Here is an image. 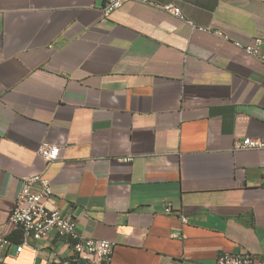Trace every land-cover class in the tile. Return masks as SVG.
<instances>
[{
    "label": "crops",
    "instance_id": "1",
    "mask_svg": "<svg viewBox=\"0 0 264 264\" xmlns=\"http://www.w3.org/2000/svg\"><path fill=\"white\" fill-rule=\"evenodd\" d=\"M151 1L185 19L138 1L103 20L104 0H0V238L40 173L80 237L116 243L111 264L264 257V149L234 148L264 137V62L214 33L264 36V0ZM45 141L60 148L49 163ZM73 242L12 241L0 263L86 264Z\"/></svg>",
    "mask_w": 264,
    "mask_h": 264
},
{
    "label": "built area",
    "instance_id": "2",
    "mask_svg": "<svg viewBox=\"0 0 264 264\" xmlns=\"http://www.w3.org/2000/svg\"><path fill=\"white\" fill-rule=\"evenodd\" d=\"M138 1L141 3L153 4L164 11L185 19L180 6L169 3L160 4L151 0H104L103 20L115 10L121 8L126 2ZM190 25L201 30H210L208 27L197 26L192 20H186ZM214 33L225 40L232 41L235 46L244 50L264 62V36H254L249 41L233 39L230 34L220 29ZM236 150L264 149V137L244 136L236 140ZM40 153L49 163L60 155V148L50 142H43L40 146ZM125 161L132 160L131 156L124 157ZM24 185L19 190L10 213V221L22 230L23 238L17 244V251L20 252L31 241L47 238L52 235L69 237L74 239L72 243L74 253L86 261V264H111L112 255L116 243L104 238L80 237L77 231V221L57 207H48L46 200L53 196L52 181L43 174L36 173L23 178ZM165 211L173 213L174 208L168 204ZM183 224L189 222L186 214L180 215ZM12 240L8 237L0 238V247L10 245ZM217 264H264V257L251 253L225 252L218 256Z\"/></svg>",
    "mask_w": 264,
    "mask_h": 264
},
{
    "label": "trees",
    "instance_id": "3",
    "mask_svg": "<svg viewBox=\"0 0 264 264\" xmlns=\"http://www.w3.org/2000/svg\"><path fill=\"white\" fill-rule=\"evenodd\" d=\"M10 240L14 241L15 243H20L23 238V233L21 229L16 230L12 235L8 237Z\"/></svg>",
    "mask_w": 264,
    "mask_h": 264
},
{
    "label": "water",
    "instance_id": "4",
    "mask_svg": "<svg viewBox=\"0 0 264 264\" xmlns=\"http://www.w3.org/2000/svg\"><path fill=\"white\" fill-rule=\"evenodd\" d=\"M1 264V263H0Z\"/></svg>",
    "mask_w": 264,
    "mask_h": 264
}]
</instances>
